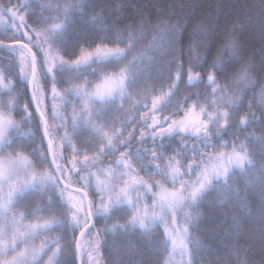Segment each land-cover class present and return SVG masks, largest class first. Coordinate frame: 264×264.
<instances>
[{
  "label": "snow or ice",
  "instance_id": "6c2138e0",
  "mask_svg": "<svg viewBox=\"0 0 264 264\" xmlns=\"http://www.w3.org/2000/svg\"><path fill=\"white\" fill-rule=\"evenodd\" d=\"M130 6L0 0V264H100L121 241L135 264H264V89L240 114L264 48L257 69L234 26L209 60L213 21L185 49L179 24ZM250 186L259 219L233 217L214 252L201 205L246 206Z\"/></svg>",
  "mask_w": 264,
  "mask_h": 264
},
{
  "label": "trees",
  "instance_id": "16d2710c",
  "mask_svg": "<svg viewBox=\"0 0 264 264\" xmlns=\"http://www.w3.org/2000/svg\"><path fill=\"white\" fill-rule=\"evenodd\" d=\"M7 2V0H4ZM37 4L34 11H39L40 3H56V0H32ZM97 3L112 4L116 11L123 9V15L127 16L131 12L130 0H96ZM133 2L141 5L147 3V11L153 21L157 18L166 22L170 21L174 24H179L183 35V44L185 49L189 43V38L197 30L198 26L206 25L209 20L213 21V26L217 30L216 40L213 44L212 53L208 56L211 60L215 54L216 45L225 37L227 32L233 30V27L239 29L237 36L243 38L245 44L244 53L245 60H252L253 67L259 69L261 60L260 49L264 48L262 37L264 33L260 30L258 10L255 5H258L259 0H133ZM235 9V12L233 11ZM249 16L254 19L249 20ZM2 31V28H0ZM151 40V34L145 37V43ZM244 61H241L243 63ZM240 68L237 64L232 69L233 72ZM18 71V70H17ZM207 72V69H205ZM252 83L247 87L249 99L244 101V108L241 113L247 110L250 100L258 107L261 103V92L264 89V73L259 71L249 73ZM206 79V76H205ZM20 87L19 84L16 85ZM183 91L181 95H183ZM30 99V96L28 97ZM23 103V101H22ZM34 111V108H33ZM15 119L19 120L17 115ZM138 119V117H137ZM132 129L130 128L129 131ZM253 131V128H249ZM258 134V133H257ZM231 144V141H229ZM191 155V153H189ZM214 195V194H213ZM28 201L34 203L38 200V196H29ZM212 196H209V200ZM247 201L246 206L237 204L235 201H229L225 205H216L209 209L208 201H205L200 208L202 215L198 221V227L194 233L199 239L207 245H211L212 250L222 248L225 244L233 243L236 236L233 235V217H238L242 229H247L252 226L253 221L259 219V212L261 208V195L258 187L250 186L248 192L245 194ZM150 202V198H149ZM227 213V215H225ZM103 223V220H101ZM162 234V229L160 230ZM119 251L111 252L109 249H102L100 253V264H109L112 261L116 264L117 261H124L125 264H135L141 259L140 255L132 248L128 247L127 242L121 241L119 243ZM204 260H215L216 257L210 256L208 253H203ZM161 264L163 261L161 260ZM198 264L200 260L198 259Z\"/></svg>",
  "mask_w": 264,
  "mask_h": 264
},
{
  "label": "rangeland",
  "instance_id": "374dc122",
  "mask_svg": "<svg viewBox=\"0 0 264 264\" xmlns=\"http://www.w3.org/2000/svg\"><path fill=\"white\" fill-rule=\"evenodd\" d=\"M175 259H176V260H179V256H176Z\"/></svg>",
  "mask_w": 264,
  "mask_h": 264
}]
</instances>
